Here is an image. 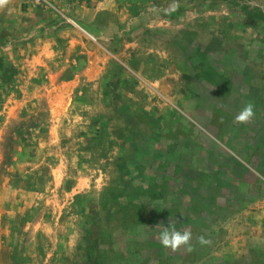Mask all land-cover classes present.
Returning <instances> with one entry per match:
<instances>
[{
	"label": "rangeland",
	"instance_id": "rangeland-1",
	"mask_svg": "<svg viewBox=\"0 0 264 264\" xmlns=\"http://www.w3.org/2000/svg\"><path fill=\"white\" fill-rule=\"evenodd\" d=\"M0 264H264V0L0 7Z\"/></svg>",
	"mask_w": 264,
	"mask_h": 264
},
{
	"label": "clouds",
	"instance_id": "clouds-1",
	"mask_svg": "<svg viewBox=\"0 0 264 264\" xmlns=\"http://www.w3.org/2000/svg\"><path fill=\"white\" fill-rule=\"evenodd\" d=\"M9 3V0H0V7H4ZM255 116L254 106L252 103H247L243 109L235 116V122L240 124L249 123ZM157 225L156 227H159ZM160 243L165 248H169L172 251H178L182 247L188 251L192 250L193 235L188 230H177L175 225L169 221L168 226H164L163 230L158 233ZM198 243L207 244L209 241L204 236L198 238Z\"/></svg>",
	"mask_w": 264,
	"mask_h": 264
}]
</instances>
